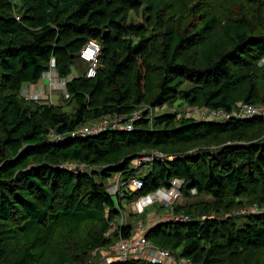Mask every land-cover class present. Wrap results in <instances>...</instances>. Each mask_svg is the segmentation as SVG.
Listing matches in <instances>:
<instances>
[{
	"label": "trees",
	"instance_id": "1",
	"mask_svg": "<svg viewBox=\"0 0 264 264\" xmlns=\"http://www.w3.org/2000/svg\"><path fill=\"white\" fill-rule=\"evenodd\" d=\"M90 40L100 48L92 78L79 56ZM77 61L85 67L66 81L65 103L21 95L52 63L66 78ZM179 94L187 106L226 111L264 103V0H0V264H160L92 261L91 252L129 234L127 223L107 235L122 203L174 179L183 195L208 199L175 207L188 220L156 222L147 240L192 264H264V115L144 111L130 130L70 135ZM193 146L202 147L183 152ZM145 149L172 155L139 174L131 164ZM117 173L142 186L111 194Z\"/></svg>",
	"mask_w": 264,
	"mask_h": 264
},
{
	"label": "rangeland",
	"instance_id": "2",
	"mask_svg": "<svg viewBox=\"0 0 264 264\" xmlns=\"http://www.w3.org/2000/svg\"><path fill=\"white\" fill-rule=\"evenodd\" d=\"M247 4H244L241 1V7L239 9H241L242 11H244V9L246 8ZM231 7V6H229ZM138 19V18H136ZM261 28V26H258V29ZM84 62L82 61H77L75 62L74 66H72V71L71 73L68 75V77L63 78L60 77L58 75V73L55 71L54 69V64L50 65V69L49 71L52 73V76H50V74H47L48 77H50L51 79V84H49L48 86L45 87H39L40 85H34V89L35 93L32 94L30 93V91L28 90V94L31 95L28 96L27 98H32L34 100H44L47 101L49 103L52 104H63L66 102V90H65V83L68 79H70L71 77H73L75 74V71L77 73H81L84 70ZM75 70V71H74ZM48 71V72H49ZM41 83H46V81L44 80V77H42L40 79ZM48 82V81H47ZM23 89H25V86L23 85L22 87ZM21 88V89H22ZM43 88V89H42ZM40 90H43L41 93ZM37 92V93H36ZM22 95V94H21ZM24 96V95H23ZM72 107V104L68 105V104H64L63 108L64 109H68ZM139 109L144 111H148V116H152L154 114L160 113L162 111H177L180 112L182 115H191L192 117L198 119L201 118L204 114V111L206 110V108L204 106H187L183 99L182 96L179 94L175 99H173L172 101L167 102L164 106L160 107V108H151L149 105H147L146 103H142L138 106ZM91 121H87L85 123H83L82 125H86L88 123H90ZM80 125V127L82 126ZM198 147H202V146H193V147H189L185 150H183V152H193L196 149H198ZM210 147H216L214 145H211ZM172 154H165L162 151L159 150H142L138 157L136 159H134V161L132 162V166L136 167L137 172H139V174H144L147 172L148 170V165L147 163H150L151 161L148 160H142L141 163L137 164V160L140 157H145V156H154V158L156 157H169ZM120 180H121V174H114L111 178H109L107 180V187L109 192L112 194L116 193L117 188L119 189V184H120ZM180 183V184H179ZM181 181L174 179V183L172 184V186L170 188H164V187H160L158 190L152 192V193H148L146 195H142L139 198L131 201V202H125L122 203L123 207L121 208L119 214L114 218V220L111 222V226L107 232L108 234H113V232H115L117 230V228L119 226H121L122 224H127L130 223L132 224L131 229H133V226H135V224L138 221H141L143 226H145V232L147 230V228L151 225H153L156 222L159 221H167L170 220L172 217L175 216V207L177 206H187L189 204L195 203L198 199L200 198H206L208 199V197H198L196 195V192L194 190H191L190 194H188L187 196L183 195L180 191V186H181ZM113 197L115 198V195H113ZM254 205V204H253ZM255 208H257L255 205L254 206H245L239 209H235L233 212L234 214H243V210H254ZM171 217V218H170ZM117 241V240H116ZM116 241H114L109 247L107 248H100V249H95L91 252L93 260L92 261H101V262H109L107 259L110 258L112 259V254H113V250L111 249V246L115 245ZM155 245V244H154ZM156 247H158L157 245H155Z\"/></svg>",
	"mask_w": 264,
	"mask_h": 264
},
{
	"label": "built area",
	"instance_id": "3",
	"mask_svg": "<svg viewBox=\"0 0 264 264\" xmlns=\"http://www.w3.org/2000/svg\"><path fill=\"white\" fill-rule=\"evenodd\" d=\"M99 54H100L99 45L94 40H90L86 42L84 46L80 49L79 56L87 64V67L85 69L86 77L92 78L95 76L97 68L100 66ZM20 93L25 97L28 96L31 97V95L28 94L27 88L25 89L22 88ZM142 114H143V110L137 107L126 116L113 114L110 116L93 119L90 120L91 122L86 125L81 124L82 126L81 127L79 126L75 130L71 131L70 135L96 134L100 131H105V130H130L133 128V123L137 119L141 118ZM254 115H264V103L257 104V103L245 102V103H241L238 108L233 109L232 111H226L221 108H206L203 116L201 118H198L197 120L220 121L230 117L244 118ZM150 117L151 116H149V118ZM188 117L194 118L191 115H188ZM48 137L50 139H60L62 135L56 134L53 131H51L48 133ZM164 158L159 157L158 159H164ZM167 158H171V157H167ZM152 159H154V156L153 157L145 156L143 158L140 157L137 160V164L141 163L142 160L151 161ZM66 164L72 168H78L79 170L85 169V164L81 162H68ZM173 183L174 180L172 181V184ZM125 185L129 190H137L142 186V181L138 176L131 177L126 182H121L120 180L119 186L121 187ZM117 191L118 188L116 192ZM254 210H256V208ZM242 212L247 213L251 211L243 210ZM170 220L186 221L188 220V215H186L185 213L175 214V216L172 217ZM144 234H145V226H143L141 221H138L135 224V226H133V229L129 231V234L126 237L119 236L115 245L111 246V249L113 250L112 259L108 258L107 260L121 261L129 257H139V258H147L152 262L160 263V264H192V262L189 259L178 257L172 251L166 248L159 246L156 247L152 242H150L145 238Z\"/></svg>",
	"mask_w": 264,
	"mask_h": 264
},
{
	"label": "crops",
	"instance_id": "4",
	"mask_svg": "<svg viewBox=\"0 0 264 264\" xmlns=\"http://www.w3.org/2000/svg\"><path fill=\"white\" fill-rule=\"evenodd\" d=\"M47 74H50V76H52V73L50 71L49 72L47 71V72H44L43 73L42 77H44V80L46 81V83L44 82V83H41L40 84L39 83V82H41L40 80L37 83H26V84H24L25 88H27L30 91V93L33 92L32 94H34L35 93V90H36V89H34L35 88L34 85H40L39 87H42L45 84L43 87L48 86L49 84H51V79H50V77L47 76ZM75 74L77 75V72L76 71H75ZM76 75H74V76H76ZM42 91L43 90H40L41 93H43Z\"/></svg>",
	"mask_w": 264,
	"mask_h": 264
}]
</instances>
